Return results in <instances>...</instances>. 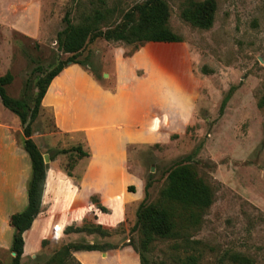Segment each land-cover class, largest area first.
Segmentation results:
<instances>
[{
    "label": "rangeland",
    "instance_id": "obj_1",
    "mask_svg": "<svg viewBox=\"0 0 264 264\" xmlns=\"http://www.w3.org/2000/svg\"><path fill=\"white\" fill-rule=\"evenodd\" d=\"M143 1L105 0L114 10L111 23ZM164 1L169 25L181 41L144 42L130 54L132 45L97 37L79 55L90 61L86 68L100 76L102 88L114 91L118 85L128 92L140 79L148 83L153 95L163 94L164 101L155 96L152 103L159 105L148 104L139 117L122 122L115 115L93 128L60 131L53 107H41L32 122L33 139L48 155V168L66 171L68 162L76 159L71 186L79 183L80 191L75 196H55L50 183L48 207L66 218L55 219L44 234V218L39 217L37 242L32 241L37 231L26 234L20 264H43L69 242L115 246L107 258L102 254L103 261L98 256L74 254L81 264H140L139 253L147 264H180L190 253L201 254L198 264H233V253L245 255L253 264H264V103L258 105L264 94V0H214V19L207 29L181 16L190 1L202 0ZM97 4L98 0H0V75L10 72L13 76L5 86L8 95L31 104L38 76L31 75L32 68L37 64L48 67L65 57L56 43L65 25L64 13L69 11L72 22L78 23L80 15ZM72 75L69 71L53 83L52 101L57 109L62 103L81 102L68 80ZM96 97L95 107L83 100L91 111L109 109L110 101L102 94ZM13 118L18 120L0 101V120L20 128ZM11 134L19 138L17 129H11ZM78 144L87 157L67 151ZM179 163L190 164L213 191L211 205L187 231L190 239L201 243L184 249L178 238L156 237L144 250L132 226L146 182L152 180L147 198L151 202L159 196L170 168ZM55 187L59 192L67 190L63 181ZM91 195L98 197L107 212L86 209L83 201ZM74 200L83 208L82 218L70 216L77 213L70 211ZM65 221L101 224L109 233L66 234L60 227ZM12 256L10 248L0 249V264H11Z\"/></svg>",
    "mask_w": 264,
    "mask_h": 264
},
{
    "label": "trees",
    "instance_id": "obj_2",
    "mask_svg": "<svg viewBox=\"0 0 264 264\" xmlns=\"http://www.w3.org/2000/svg\"><path fill=\"white\" fill-rule=\"evenodd\" d=\"M215 9L214 0L190 1L181 10V16L192 25L207 29L213 23ZM113 14L114 10L106 5L105 0H98L97 6H92L90 12L81 14V20L78 23L72 22L69 11L64 13L62 21L65 25L58 31L56 43L65 57L59 58L55 64L48 67L37 64L32 68L31 75L38 76L34 82L35 91L31 104L26 99L8 95L5 86L12 81L13 76L10 72L0 75V101L5 108L18 117L24 135L23 148L28 153L31 163V174L27 183V205L23 210L12 213L9 218L10 225L14 228L10 246V252H14L11 264H20L24 253V232L31 227L33 220L41 211L48 164L44 162L43 153L32 138L31 124L39 114L42 98L52 79H55L66 66L78 64L99 82L100 76L95 75L91 68L90 70L86 68L91 65L90 61L85 58L79 59L86 44L97 37L106 41H121L132 45L130 54L144 42L182 40V37L169 25V7L164 0H145L133 9L122 12L118 22L111 23ZM29 81L30 78L27 79V82ZM263 103L264 94L259 99L258 105L261 106ZM67 151H75L78 158L89 155L80 144ZM75 161L76 159H73L68 162V168H66L68 175H71ZM151 183V179L146 182L145 196L137 207L136 221L132 226V229L140 234V247L145 250L156 237H170L178 238L179 245L184 249L195 248L201 241L190 239L187 231L199 223L202 212L213 201V191L209 184L197 176L196 171L188 163H179L171 167L159 191V196L154 201L148 202V189ZM129 190L133 191L132 188ZM90 201L101 212H107V208L96 195H91ZM82 231L109 233V230L103 228L101 224L93 223L70 224L63 229L64 233ZM114 247L111 244L95 242H69L58 247L43 264H81L74 256V252L105 251ZM200 255L190 253L180 261V264H198ZM139 260L140 264H147L142 253H139ZM230 260L233 264H253L248 257L238 253L231 254Z\"/></svg>",
    "mask_w": 264,
    "mask_h": 264
},
{
    "label": "crops",
    "instance_id": "obj_3",
    "mask_svg": "<svg viewBox=\"0 0 264 264\" xmlns=\"http://www.w3.org/2000/svg\"><path fill=\"white\" fill-rule=\"evenodd\" d=\"M69 71H72L73 75L68 80L74 83L78 94H80L81 102L77 103L76 100H73V102L70 101L69 103L67 102L68 104L65 103L64 106H61L63 104L62 103L60 105L61 108L57 109L56 104L52 101L51 90L53 88V83L57 81V79H59L61 75L68 73ZM97 94H102V98L104 100L110 101V107L109 109L105 108L106 111L99 112L96 109H93L92 111L91 109H89L90 104L95 107L93 101L95 102L96 100H98V98L96 97ZM153 94L154 92H152V89L148 87V83L140 79L135 82L133 87L128 92H123L122 88L118 85L115 86L114 91H109L102 88L94 79V77L90 73L82 69L81 66H79L78 64H70L62 69V71L55 79H52V81L48 85L46 93L42 98L41 107L44 109L46 107L54 108V123L60 131L82 128L84 126L93 128L95 125L97 126L103 124V120L109 121L111 118H114L115 115L122 122H126L130 119L139 117L140 111L144 108L146 109L148 107V104H150V106H152L153 104L159 105L157 103H152V100H154L155 96L159 97L158 99L160 101H164L163 99H165V97L163 94ZM85 95L87 97L84 98ZM170 98V104H173L172 101L174 102V94L170 95ZM85 99L89 101V106L86 105L87 102L83 101ZM102 110H104V108H102ZM13 120L16 124L19 122V119L16 120L15 118H13ZM14 128L18 130V139L13 137L11 134V129ZM23 138L24 135L21 125L20 128H18V126L11 127L10 124L0 120V249H9L11 246L14 228L10 225L9 222L10 215L12 213L23 210L27 205V183L31 174V163L28 153L23 148ZM96 143L99 146H103V143L101 142ZM50 167L51 168L47 167L46 171L41 211L33 220L31 227L24 232V237L29 232L33 233V230L37 228L38 218L41 216H43L44 218L41 227V231L44 232V234H46L44 230L50 228L52 226V223L54 224L55 219H62L60 221L62 222L63 218H66V215H55L53 212V206L50 207V205L48 207L47 197L48 192L51 190L50 183L51 185H53V191L51 192L55 196H61L64 193L75 196V194H78L80 191L79 183L76 186H71L72 179L70 175L66 173V171L56 169L57 166ZM60 181H63V183L66 185L67 190L63 192H59L57 190V187H55V183L57 184ZM68 185H70V187ZM52 202H54V200H52ZM84 202L86 209L89 210V212L93 213V210L96 207L90 201V196H87L86 200H84L83 203ZM73 204V209H71L70 211H77V213L71 212V218H82L83 208L79 206L75 202V200L73 201ZM66 225H69L68 221H65L64 224L60 223V227L62 226L64 228ZM38 233L39 231L33 233V243L37 242ZM75 233L77 234V232H69L68 234L71 235ZM49 235H56V233H49ZM113 250L114 248H110L105 251H76L74 252V254L77 255L79 253L80 255H91L95 258L98 256L100 261H103L102 254L104 253L105 258H107V256H109V254L112 253Z\"/></svg>",
    "mask_w": 264,
    "mask_h": 264
},
{
    "label": "water",
    "instance_id": "obj_4",
    "mask_svg": "<svg viewBox=\"0 0 264 264\" xmlns=\"http://www.w3.org/2000/svg\"><path fill=\"white\" fill-rule=\"evenodd\" d=\"M43 160H44L45 163L48 162L49 158H48V155L47 154H43ZM11 254L14 255V252H11Z\"/></svg>",
    "mask_w": 264,
    "mask_h": 264
}]
</instances>
